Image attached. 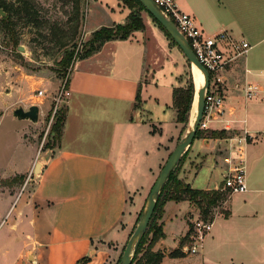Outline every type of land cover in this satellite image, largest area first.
Returning <instances> with one entry per match:
<instances>
[{
    "label": "crops",
    "instance_id": "crops-1",
    "mask_svg": "<svg viewBox=\"0 0 264 264\" xmlns=\"http://www.w3.org/2000/svg\"><path fill=\"white\" fill-rule=\"evenodd\" d=\"M175 1L208 34L226 29L252 45L223 74V121L212 122L210 129H225L228 136L248 130L257 138L247 146V191L227 199L228 216L215 213L198 251L168 255L181 246L198 218L189 200L166 203V237L156 243L155 251L167 254L160 264H264V0ZM117 5L119 16L96 24L91 34L126 22L130 9L121 0ZM187 60L163 33L146 27L126 39L106 41L80 58L62 104V135L38 158L35 130L49 118L62 91L61 80L52 77L55 89L47 99L46 93L17 94L4 103L0 114L18 120L17 131L27 150L20 161L0 167V173L24 174L25 182L34 181V187L18 199L19 190H0V264H76L86 256L90 258L85 264H112L184 132L177 122L174 90L186 85ZM249 83L259 87L254 99L245 96ZM12 89L5 88L7 93ZM32 104L39 106L38 122L11 113L16 106ZM227 147L224 138H196L180 177L196 189H217L228 169ZM217 148L224 151L219 163ZM192 162L199 165L194 168Z\"/></svg>",
    "mask_w": 264,
    "mask_h": 264
},
{
    "label": "rangeland",
    "instance_id": "rangeland-1",
    "mask_svg": "<svg viewBox=\"0 0 264 264\" xmlns=\"http://www.w3.org/2000/svg\"><path fill=\"white\" fill-rule=\"evenodd\" d=\"M22 1L23 0H12V2L15 3V8H20V3H22ZM117 3L118 0H81L80 23L77 36L73 41L75 43V48L73 47L74 45H69V48L73 47L75 50L71 66H69V68L73 67V65H75L80 58L86 55L87 50L90 47L89 40L92 37L90 30L98 23H108L110 19H115L119 16L120 10L118 9ZM30 5V9L28 10L30 11L29 15L27 16L26 12L28 11L25 9L23 10V15L17 16L15 20V29L20 36L19 46L22 45L24 47V51H20L18 49L19 46L16 47L8 44L5 33H0V113H2V111L5 109L2 107L4 103L10 101L13 95L17 96V94H19L20 96H32L37 94L38 90H44L46 92L44 97L47 99L51 96V92L55 89V86L52 85L54 81L52 77H58L61 80V84L66 79L67 70L60 63L65 48L60 46L59 38L65 32L69 33L75 29V0H31ZM125 6L130 9V13L134 12L136 15L141 17L144 23V29L145 27L148 28V32L152 31L153 29L159 30L168 38L170 45L177 46L146 8L138 5L133 8H130L126 4ZM113 25L115 24H111L109 26ZM177 48L179 47L177 46ZM193 78L191 63L187 60L186 84ZM6 87H14V89H12L10 93H7L5 90ZM193 105L194 102L190 111L189 122L186 125L184 132H182V137H180L178 143L189 133L188 129L191 126L190 123ZM53 106L51 107L49 118H46L42 124V127L35 130L38 133L36 140L39 141L37 158L48 148H53L56 145V141L53 142L51 139V136L54 133L53 124L56 120L54 116L53 120L51 121ZM62 108L63 106L61 109ZM17 122L18 120H14L13 117L6 115L1 116L0 114V167L4 168L12 165L14 164L15 159H19L20 161V157L26 154L27 149L23 145L24 143L20 141V134L18 133L19 131H17ZM201 130L203 131L202 136L207 137V133L211 129L208 128ZM40 148L42 149L40 150ZM190 148L191 146L182 155L172 170L182 180L184 179L181 178L180 175L182 173L183 167L187 163L189 155L188 152ZM220 148L215 150V158L217 163H219L218 157L224 154V151L220 150ZM173 150L174 149H172L171 152ZM37 161L40 162L38 159ZM197 165L199 164L192 162V166L194 168H196ZM206 172L209 171L207 170ZM14 176L5 177L0 173V180L11 179ZM33 187L34 181H30L29 184L25 185V179L22 182L9 183L7 185L0 182V190H8L12 192L19 190V194L21 192L26 193L27 191H31ZM219 192L224 195L226 194V198L221 199L218 206L212 208L211 215H214V213H218L220 211H226V201L233 194L227 192L226 190H220ZM145 197V208L140 210L138 221L133 227L130 237L143 217L145 209L148 205V195ZM193 207L194 212L197 215L199 213V217L200 210L194 203ZM228 208H230V205L227 207V209ZM163 214L164 212L162 215L159 212L156 213V218L154 221H156L159 225L163 224ZM146 236H148V240L144 245V248L148 246L151 233ZM129 239L124 244L117 247L118 254L112 264H121L123 253ZM187 244H189V242ZM155 246L156 244L152 246L154 251ZM142 252L138 254L137 258H134L135 255L133 254V261L131 264H142Z\"/></svg>",
    "mask_w": 264,
    "mask_h": 264
},
{
    "label": "trees",
    "instance_id": "trees-1",
    "mask_svg": "<svg viewBox=\"0 0 264 264\" xmlns=\"http://www.w3.org/2000/svg\"><path fill=\"white\" fill-rule=\"evenodd\" d=\"M124 4L128 5L130 8L135 7L136 5L146 8L145 5L140 0H121ZM31 0H23L20 8H15V3L12 0H0V9H3L6 12L5 16L0 15V33H5L7 37V43L12 46H19L20 36L16 32L15 29V20L17 16L23 15V10L30 9ZM81 0H75V16H76V25L75 29L72 32H65L59 38V44L61 47H64V53L62 59L60 61L61 65L64 66L66 70H68L69 66H71L72 59L74 56V48L75 43L73 42L77 36L80 16H81ZM147 9V8H146ZM27 13V16L29 15ZM149 12V11H148ZM150 13V12H149ZM151 14V13H150ZM152 15V14H151ZM153 16V15H152ZM153 18L158 22V24L165 30L166 34L173 40V42L177 45L175 40L172 38L171 34L166 30V28L153 16ZM144 27V23L140 16L136 15L134 12H131L125 23H118L113 26H102L100 29L95 30L92 33V37L89 40L90 47L87 50L85 56L90 55L100 49V47L109 40L112 39H126L128 38L134 31L140 30ZM74 45L72 48H69V45ZM178 46V45H177ZM74 66V65H73ZM65 70V71H66ZM194 79V78H193ZM191 79L185 86L177 87L174 90V103L177 109V122L182 123L183 130L186 129V125L189 122L190 111L192 109V104L194 101V92L195 86L194 81ZM69 79L65 83V88L68 89ZM139 96H137L138 98ZM55 122L53 124V132L54 138L53 142L57 141L61 135L64 126V122L66 119V110L63 107L59 110L55 115ZM203 131L199 128L196 133V138L202 137ZM227 130H210L207 133V137L211 138H225L228 136ZM26 175L17 174L11 179L0 180V182L5 185L9 183L22 182L25 179ZM221 189H196L193 188L189 183L180 179L174 171H171L168 178L166 179L164 185L161 188L160 194L158 195L156 206L154 213L151 217V220L148 224L146 231L144 232L142 238L140 239L135 251L134 258L138 257V254L142 251V264H160L164 257L167 255L161 250L154 251L152 246L156 244L160 239L165 238L166 234L163 230V224H157L155 220L156 213L164 212V205L168 201H184L189 200L197 205L200 210V217L205 220H211L215 218L214 215H211L212 208L217 207L219 201L221 199L226 198V194H221L219 191ZM229 192L228 190H226ZM225 216H228L230 212L220 211ZM193 229V225H191L188 234L181 240V246L173 251H171L168 255L170 257H181L184 256V252L182 251V246L186 242H190V234ZM151 233V238L149 239L148 246L144 248V245L147 243L148 236ZM89 256L83 257L77 261L76 264H85L89 261ZM133 261V260H132Z\"/></svg>",
    "mask_w": 264,
    "mask_h": 264
},
{
    "label": "built area",
    "instance_id": "built-area-1",
    "mask_svg": "<svg viewBox=\"0 0 264 264\" xmlns=\"http://www.w3.org/2000/svg\"><path fill=\"white\" fill-rule=\"evenodd\" d=\"M152 2L175 25L182 40L193 50L200 63L209 72V86L205 93L204 114L199 126L200 129H208L212 122L223 121L226 86L224 72L240 58L245 57L252 45L243 38L234 37L226 29L213 35L208 34L199 26L195 16L183 11L175 0H152ZM72 70L73 67L68 68L66 79L62 82V91L55 99L56 101L52 108L51 121L62 107L64 96L67 94L65 83L69 79ZM37 93L38 95H44L46 92L38 90ZM258 93L259 87L257 85L249 83L245 86L247 99L256 98ZM53 136H51L52 140ZM256 138L257 135L250 133L248 130L233 133L224 138L228 145V155L225 158L228 169L224 174L222 185L217 189L228 190L230 193L247 191V146ZM32 172H30L29 178L33 177ZM26 184L27 181L25 182ZM21 194L22 192L18 196ZM211 228L212 221L202 219L199 216L194 221L189 237L190 245H185L182 250L185 253H196Z\"/></svg>",
    "mask_w": 264,
    "mask_h": 264
},
{
    "label": "water",
    "instance_id": "water-1",
    "mask_svg": "<svg viewBox=\"0 0 264 264\" xmlns=\"http://www.w3.org/2000/svg\"><path fill=\"white\" fill-rule=\"evenodd\" d=\"M147 10L166 28V30L171 34L172 38L175 40L177 45L183 51L191 66L195 64L199 67L205 74V84L202 88H200L198 92V105H197V115H196V122L193 126V129L187 134L185 138H183L175 147V149L169 155L167 161L163 165L159 176L157 177L154 185L152 186L151 192L149 194V201L148 205L145 209L143 217L141 218L140 222L138 223L137 227L135 228L132 236L130 237L124 253L122 257L121 264H131L134 251L140 241L142 234L148 227V224L151 220L153 212L155 210L156 202L158 195L161 191L162 186L164 185L166 179L168 178L169 174L173 170L174 166L180 160L182 155L186 152V150L192 145L193 141L195 140L196 133L199 130L200 123L203 119L204 108H205V93L209 86V72L203 67L200 63L198 58L196 57L193 50L182 40L177 28L175 25L168 20L154 5L152 0H140ZM0 15L3 17L6 15V12L3 9H0ZM20 51H24V47L20 45L18 47ZM194 81V79H193ZM195 86V81H194ZM196 97V86L194 92V101ZM193 101V102H194ZM12 115L20 120H30L32 122H38L39 120V106L36 104L30 105L28 108H25L22 105L16 106L11 111ZM55 133H53L54 135ZM41 168V163L36 162L35 165V174L36 176L39 175V170Z\"/></svg>",
    "mask_w": 264,
    "mask_h": 264
},
{
    "label": "bare ground",
    "instance_id": "bare-ground-1",
    "mask_svg": "<svg viewBox=\"0 0 264 264\" xmlns=\"http://www.w3.org/2000/svg\"><path fill=\"white\" fill-rule=\"evenodd\" d=\"M191 70L193 73L194 81H195V86H196V97L193 105V110H192V116H191V126L189 128V132L193 129V126L195 124L196 120V114H197V105H198V92L200 88H202L205 84V74L204 72L197 67L195 64L191 66Z\"/></svg>",
    "mask_w": 264,
    "mask_h": 264
}]
</instances>
